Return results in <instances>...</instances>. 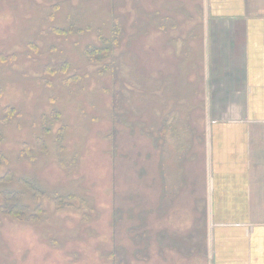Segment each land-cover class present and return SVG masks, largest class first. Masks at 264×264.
Masks as SVG:
<instances>
[{"label":"rangeland","instance_id":"rangeland-1","mask_svg":"<svg viewBox=\"0 0 264 264\" xmlns=\"http://www.w3.org/2000/svg\"><path fill=\"white\" fill-rule=\"evenodd\" d=\"M201 22L202 0H0V264H205Z\"/></svg>","mask_w":264,"mask_h":264},{"label":"crops","instance_id":"crops-1","mask_svg":"<svg viewBox=\"0 0 264 264\" xmlns=\"http://www.w3.org/2000/svg\"><path fill=\"white\" fill-rule=\"evenodd\" d=\"M205 264H264V0H202ZM197 180V178H196ZM194 181V179L192 180Z\"/></svg>","mask_w":264,"mask_h":264},{"label":"trees","instance_id":"trees-1","mask_svg":"<svg viewBox=\"0 0 264 264\" xmlns=\"http://www.w3.org/2000/svg\"><path fill=\"white\" fill-rule=\"evenodd\" d=\"M92 50H90L89 52H91ZM96 51V50H95ZM98 55H103V53L105 51H103L101 48L98 49ZM1 137V136H0ZM17 198V197H16ZM8 200V199H7ZM16 204H12V205H9L10 203H7V206H11L9 207L10 209H7V207L5 206L4 209H6L8 212L12 213L14 216H17V217H20L22 218V216H24V210H29L30 209V206L26 205V204H20V203H17L15 202ZM36 209H38V207L36 206Z\"/></svg>","mask_w":264,"mask_h":264}]
</instances>
